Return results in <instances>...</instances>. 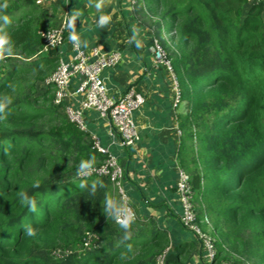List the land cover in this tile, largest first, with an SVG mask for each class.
<instances>
[{"label": "trees", "instance_id": "trees-1", "mask_svg": "<svg viewBox=\"0 0 264 264\" xmlns=\"http://www.w3.org/2000/svg\"><path fill=\"white\" fill-rule=\"evenodd\" d=\"M5 2L13 54L0 62V96L13 103L0 120V264H158L169 242L152 218L136 220L121 243L123 230L103 211L106 194L119 199L110 179L92 175L87 189L78 187L80 161L95 154L98 166L107 154L64 103H53L51 86L38 93L58 64L55 49L41 53L48 11L36 0ZM132 13L170 59L179 90L177 162L200 203L196 224L213 233L215 262L264 264V0H134ZM91 180L103 182L94 194ZM20 190L36 200L35 212ZM89 231L99 245L73 253ZM168 252L163 264L187 260Z\"/></svg>", "mask_w": 264, "mask_h": 264}, {"label": "crops", "instance_id": "crops-1", "mask_svg": "<svg viewBox=\"0 0 264 264\" xmlns=\"http://www.w3.org/2000/svg\"><path fill=\"white\" fill-rule=\"evenodd\" d=\"M38 5L48 11L47 28L60 27L65 24L66 13L71 14L74 8L81 10L83 15L76 22V33L88 46L78 47L87 52L92 48L119 52L121 60L114 67L104 69L101 78L112 98H118L130 87L143 97V104L132 113L137 134L131 147L120 145L110 123L100 119L96 111L80 109L81 97L71 94L77 78L69 84L65 105L81 110L83 131L123 169L121 186L137 220L152 218L168 239V253H179L180 258H187L184 264H205L196 237L179 222L182 207L175 189L180 170L177 162L178 111L173 107L171 76L153 63L151 30L136 19L127 0H106L102 12L111 15V22L104 28L97 23L101 11L90 7L89 0H42ZM133 27L139 33L138 39L143 41L141 48L128 43ZM69 35L70 30L64 26L63 42L54 48L58 62L67 63L74 57ZM169 36L173 42L174 36L170 34L165 35L166 41ZM37 89L43 92L44 83L38 84Z\"/></svg>", "mask_w": 264, "mask_h": 264}, {"label": "built area", "instance_id": "built-area-1", "mask_svg": "<svg viewBox=\"0 0 264 264\" xmlns=\"http://www.w3.org/2000/svg\"><path fill=\"white\" fill-rule=\"evenodd\" d=\"M127 2L132 6L134 0H127ZM63 33L64 24L58 28H47L39 31L42 39L41 53H48L51 49L61 45L63 42ZM150 50L154 65L171 76L174 91L173 107H177L179 103V90L172 71L170 59L161 45L160 40L154 36ZM74 51L75 54L72 60L67 63L59 61L55 71L43 81L45 86H51L53 88V103L55 105L65 104L69 84L72 79L77 78L78 83L71 94L81 97L79 103L80 109L96 111L100 119L110 123L112 132L118 138L120 145L124 148L131 147L137 134L132 113L143 104V97L130 87L118 98H112L107 94L106 87L101 78V72L104 69L114 67L121 60L119 52H103L99 48H92L87 52L78 46H74ZM64 111L68 118L83 131L84 125L80 115L81 110H75L68 105H64ZM177 134L179 136L181 135L179 129L177 130ZM94 145L99 152L107 154L106 150L98 147L96 143ZM95 168L96 172L93 175L109 178L115 187L118 197L121 198L124 196L128 200L121 186L123 169L114 157L107 154L104 162L95 166ZM178 176L175 189L179 195L182 207V213L179 216L180 224L196 237L202 248L205 264H228L226 262H215L214 257L216 251L214 239L203 233L195 222L196 213L191 202L189 176L181 169L179 170ZM98 243L99 239L93 232H86L82 239V244L72 252L82 253L88 251L97 247ZM167 250L158 257V264H163ZM70 252V250H58L55 252V255L62 256Z\"/></svg>", "mask_w": 264, "mask_h": 264}, {"label": "clouds", "instance_id": "clouds-1", "mask_svg": "<svg viewBox=\"0 0 264 264\" xmlns=\"http://www.w3.org/2000/svg\"><path fill=\"white\" fill-rule=\"evenodd\" d=\"M39 4L42 0H36ZM106 0H89V6H94L97 11H101V15L99 16L98 26L101 28L106 27L111 22L110 14H103L102 9L105 7ZM8 8V4L5 2L0 5V62L6 61L10 56H12L11 51V36L8 32V27L11 25L12 21L8 15L3 14V12ZM83 15L81 10L73 9L71 14H65V28L70 30L69 40L73 43L74 46L87 47V41H81L80 37L76 33V22L79 17ZM173 34V33H171ZM174 35V34H173ZM139 33L135 27L132 29V36L129 39L128 43H135L137 48L143 47V41L138 39ZM11 87V85H9ZM13 103V100L8 95L0 96V120L7 119V116L11 115L9 106ZM96 164V156L92 154L86 160H81L79 165L77 166V177L81 178V182L78 187L81 190L87 189L89 187V180L94 172H96L95 168ZM100 183L103 186V182L99 180H91V191L94 194L96 190L97 183ZM41 184L39 181L34 182L33 188H40ZM17 196L20 201L27 207L29 212H35L37 207L36 200L29 196L28 193L24 190H20L17 192ZM103 211L108 214V218L123 230V236L121 238V243L128 241L131 239V227L136 221V215L134 210L131 208L128 200L125 199L124 196L117 199L114 196L109 194L105 195L104 200L102 201ZM25 234L29 237H33L36 235V229L32 227L31 224L23 225ZM128 249L131 250V245H127Z\"/></svg>", "mask_w": 264, "mask_h": 264}, {"label": "rangeland", "instance_id": "rangeland-1", "mask_svg": "<svg viewBox=\"0 0 264 264\" xmlns=\"http://www.w3.org/2000/svg\"><path fill=\"white\" fill-rule=\"evenodd\" d=\"M170 35L174 36L173 34H170ZM170 37H171V36H169V37L167 38V41H168V42L170 43V45H171V44H172V41L169 40ZM177 73H178V72H177ZM178 74H179V73H178ZM38 93H41V92L38 91ZM201 149H202V146H201ZM191 202H192V204H193V206H194V211H195L197 217H201L200 203L198 202V200H197L196 198L193 199V197H192ZM200 219H202V218H200ZM197 225H198L199 229H200L203 233H205V234H207V235L213 237V236H212L213 233H210V231H209V230H210L209 227L203 226L202 222H200V223L197 224Z\"/></svg>", "mask_w": 264, "mask_h": 264}]
</instances>
